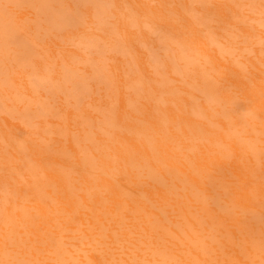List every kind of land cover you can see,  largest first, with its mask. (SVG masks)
<instances>
[{
	"label": "rangeland",
	"instance_id": "rangeland-1",
	"mask_svg": "<svg viewBox=\"0 0 264 264\" xmlns=\"http://www.w3.org/2000/svg\"><path fill=\"white\" fill-rule=\"evenodd\" d=\"M73 1L56 0L65 6ZM77 1L80 6L67 11L69 20L75 23L54 35L38 29L34 6L0 2L4 18L8 13L14 26L22 24L28 30L23 36H41L37 52L57 54V63L67 59L84 73L103 65L105 71L102 68L98 74L106 73L110 80L107 88L98 83L99 76L92 80L95 90L84 101L60 89L52 98L43 88L46 82H40L38 94L51 98V111L29 114L24 104L16 102L21 84L30 79L25 71L29 66L17 65L15 70L9 59L2 64L10 72L0 76V264H262L264 252L258 243L264 233L255 223L261 220L264 224V8L254 3L264 5V0H211L221 5L222 14L230 13L228 7L233 8L239 25L236 21L221 25L216 11L194 0L187 3L189 17L185 8L177 9L188 19L201 21L200 29L197 27L201 42L206 49L224 54L229 74H221L209 58L199 57L204 49L199 46L202 52L196 43H188L185 35L178 37L174 31L164 34L159 30L157 15L164 10L161 0H108L109 19L104 21L97 20L91 0ZM144 3L158 8L151 12L154 21L148 25L143 23ZM80 15L88 18L75 19ZM240 26L252 36L251 40L244 42ZM66 33L67 37L62 38ZM90 34L96 36L99 51L92 46L86 48ZM132 45L140 59L133 55ZM182 53L192 62L181 58ZM184 100L199 112L189 110L190 106L176 108ZM144 106L171 142L169 131L178 135L181 132L159 108L174 109L173 113L193 120L191 125L180 127L187 134L181 137L179 146L186 143L190 147L178 150L179 163L185 169L190 166L188 182L162 195L169 200L163 207L162 202H152L136 186L121 181L125 190L115 209L112 206L103 211L98 204L93 208L97 191L105 198L101 204H110L108 191L98 189V184L112 179L100 168L94 154L111 145L114 134L109 130L116 126L117 109L121 114L133 115ZM37 107L32 104L30 109ZM91 119H106L107 126H91L87 123ZM211 120L215 124L211 125ZM63 124L66 133L55 132ZM191 126L193 130L197 127L196 131L190 130ZM201 126L218 136L198 133ZM91 132L88 141L83 140ZM162 134L156 132L164 146H176ZM128 136L142 143L149 141L142 135ZM84 159L96 163L90 169L91 175L83 174L76 165ZM197 164L205 170L198 169ZM204 164H215V170H206ZM217 164H225L226 168ZM205 172L211 180L224 178L231 186L233 182V190L247 193L246 205L251 207L219 211L225 219L221 223L212 219L216 203L211 197L216 189L202 178ZM141 173L143 181L148 182L145 171ZM64 176L78 183L81 178L90 182L83 183L82 190L72 189L69 196L75 202L68 201ZM116 179L120 181L121 177ZM90 184L96 189L89 190ZM76 202L77 210L73 209ZM254 211L260 219L251 213ZM8 217L15 218V226L6 224ZM212 220L218 225L213 226Z\"/></svg>",
	"mask_w": 264,
	"mask_h": 264
},
{
	"label": "bare ground",
	"instance_id": "bare-ground-1",
	"mask_svg": "<svg viewBox=\"0 0 264 264\" xmlns=\"http://www.w3.org/2000/svg\"><path fill=\"white\" fill-rule=\"evenodd\" d=\"M94 7V15L97 20L104 21L109 19V1L108 0H91ZM196 2L202 3L205 7L214 10L219 14L218 22L221 25L227 26V23L233 25L230 21H236L239 25L240 21L234 19V11L233 8L228 7L230 13L222 14L221 5L211 0H194ZM0 2H8L12 4H16L17 6L29 4L34 6L37 12V18L35 22L39 25L38 29L43 30L47 34H56L62 31H66L69 26L74 24L75 22H71L69 20V15L67 13L68 10H76L78 8L79 3L77 0L73 1L74 4L71 6H65L62 4H58L56 0H0ZM192 2V0H184L181 2L180 0H176L173 2L172 0H161L162 5L164 6V10L159 12L157 18L159 21V30L164 32V34H168L172 31L176 33L178 37L181 34L185 35L188 38V43H195L198 45L197 47H201L200 50L203 52L199 54L201 58H209V60L217 66V70H220L221 74L224 71L229 74L230 68L226 65L223 60L224 54L220 51L217 52L211 48L206 49L205 44L201 42L203 39L200 34V22L199 20L187 18L185 14H183L180 10H177L178 7L185 8L186 13L189 17L191 11L188 10L189 5L187 3ZM176 5V7H175ZM230 6V4H227ZM254 5L258 8H264L262 3H254ZM166 8V9H165ZM142 11L145 12L146 18H144L145 25H148L150 22H153V16H151V12L158 10V8H153L149 4L142 5ZM155 9V10H154ZM2 8H0V76L7 75L10 72L9 68H6L5 65L2 64L6 60H10L13 65H15V70L17 65L29 66L25 69L27 76L30 78L28 82L21 84L20 93L16 96L17 104H24V109L26 113H46L51 111L50 107L52 106L51 98H43L40 94H38L37 89L39 88L40 82H46V86L43 88L47 89L46 93L50 94L52 98L56 96L57 90H62L63 92L68 91L72 97L77 99H82L83 101L88 98L92 92L95 90V86L93 85L92 80H94L97 76L98 83L104 85L105 88L109 86L110 80L108 79L106 73L103 75H99L98 72L103 68V72L105 71V67L103 65L102 68L94 69L92 68L90 72L84 73L82 71L77 70V67L72 65L67 59H63L59 63H57V54H52L51 52L44 50L37 52V46H39V42L41 41L39 38L41 36L33 35L31 38L23 36L24 32L28 30L21 24L19 27L14 26L8 17L9 14L5 15V18L1 12ZM141 12V11H140ZM138 13V16H143ZM157 12V11H156ZM81 17L83 20H86L88 16H76L75 19ZM245 16H241L244 18ZM182 20L184 22L182 23ZM182 23V24H181ZM98 25V24H97ZM61 26V27H59ZM199 29H198V28ZM240 34L246 42L248 39L251 40L252 36L248 34L244 27L240 26ZM67 33L62 36V38L67 37ZM217 35V33H215ZM55 38V37H54ZM96 36L94 34L89 35L88 42L85 43L86 48L90 46L93 47L94 51H99V44L95 41ZM234 41H230V44H233ZM84 47V46H83ZM133 55L139 58V55L136 53L137 49L134 45L130 47ZM79 52V50H78ZM39 53V54H38ZM38 54V55H37ZM185 53L180 55L184 60H189L192 62V58L185 56ZM75 56H77L75 54ZM91 56V55H90ZM89 57H86V60ZM140 59V58H139ZM113 71H117L116 68H112ZM56 71L57 73H54ZM102 72V73H103ZM54 73V74H53ZM208 73V71H207ZM201 79L204 78V73H201ZM244 84V83H243ZM201 85L206 87L204 82H201ZM247 86L246 84H244ZM254 85L257 86V83L254 82ZM250 89V87H249ZM34 90V91H33ZM35 94V96H33ZM247 101V100H246ZM32 104H36L38 107L36 110H31L30 106ZM138 101L134 103L137 106ZM192 103L188 100H184V103L181 107H189L193 109L195 112H199L196 110ZM18 106V105H14ZM91 106V105H89ZM257 106V105H255ZM259 108H262L258 104ZM198 108V106H197ZM155 110H158L155 108ZM174 109L168 108L165 111L159 108V112L165 113L167 118L171 120L173 123V127L177 128L181 135L169 131L170 136L173 138V142L167 138L165 134H162V128H160L161 124L152 118V113L147 111V108L144 106V109L141 111H137L136 114L131 115L130 113L121 114L120 110L117 109V120L116 126L109 130V132L113 133L112 143L108 146V149L101 150L98 154H94V158L99 161V165L101 169H104V173L110 176L112 179H105L100 181L98 184V189L106 188L110 198V204L102 205L104 203L105 198L99 196V192L93 194L95 202L92 207L95 208L96 204L101 210H107L108 207H112L115 209V204L118 202V197L121 194L122 190H125L121 181L124 184L130 185L132 188L134 186L137 189H140V192L144 195H148L149 199L156 203L160 204L162 202L163 207L168 205L169 200L163 199L162 195L171 194L174 190L181 189L178 185L187 184L189 179L188 168H184L185 165L179 163V155L180 152L178 150H185L190 147V145L179 146L181 143V137L186 136L187 132L182 130L180 127L183 124H192L193 120H190L184 114L177 115L173 113ZM16 113H21L20 111H16ZM122 115L127 119H123ZM135 120V121H134ZM211 125L215 122L209 121ZM87 123L91 126H99L101 128H105L107 126V120H103L100 122H95L93 119L88 120ZM204 124V123H203ZM206 125V124H204ZM197 127L194 128L191 126L190 130L196 131ZM199 130V128H198ZM67 129L65 125H61L56 128L55 132L58 133H66ZM123 131H126L125 134ZM156 132L161 133L164 139H168L171 144H175L174 146H164L163 141L160 140ZM200 134L204 135H212L214 134L216 137L218 133L208 129L205 126H201L198 131ZM92 132L86 134L83 137V140L88 141ZM142 135L148 138V143H142L136 137H129L128 135ZM98 144H96L97 146ZM96 146L94 149L96 150ZM69 154L70 151H69ZM6 160V159H5ZM194 160H192V164H194ZM83 170V174L91 175L90 169H92L96 163L92 160L84 159L82 163H76ZM206 166V170H215V164H204ZM218 167L224 169L226 168L225 164H217ZM197 168L205 170L204 166L197 164ZM184 169V170H183ZM141 171H145L147 176L149 177L148 182H144L142 179ZM120 176L121 180H117L116 176ZM140 176V177H139ZM203 179H206L210 182L208 185H214L216 189L215 196L211 198L216 203L215 209L213 211L212 219H215L218 222H224L225 219L218 215V212L228 211L230 212L236 206H243L244 208H250L251 205H246V201L248 200V196L246 192L233 190V182L232 186L230 182H224V178H215L211 180L210 177L207 176L206 172L202 176ZM66 182V188L68 190V201L75 202L73 200V196H69L72 194L73 188H79L82 190L83 183L89 184V180L87 178L80 179L79 182L73 180L72 177L64 176ZM216 180H220L218 184L215 183ZM242 183L243 179H239ZM152 182V183H150ZM154 183L161 186L163 189H157L154 186ZM90 189H96V186L89 185ZM222 197L220 199L219 197ZM226 196L227 198H225ZM66 197V196H65ZM157 197V199H156ZM186 202L189 201V197L185 196ZM261 202V201H260ZM79 208L77 202L74 205L75 210ZM203 213L205 209L201 210ZM257 211V210H256ZM251 212V213H255ZM205 217V215H204ZM256 219H260L261 217L255 213ZM7 225L15 226L17 221L14 217H8L5 219ZM212 225L217 226L218 224L212 220ZM255 225L257 228L264 233V224L261 220L256 221ZM263 247L264 252V239H261V242L258 243ZM259 249V248H258ZM260 250V249H259ZM60 254V253H59ZM76 260V258H75ZM85 264V263H82ZM262 264H264V257L262 260Z\"/></svg>",
	"mask_w": 264,
	"mask_h": 264
}]
</instances>
